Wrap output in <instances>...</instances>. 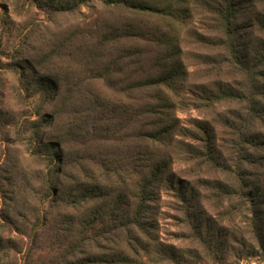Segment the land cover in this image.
<instances>
[{"label": "rangeland", "instance_id": "1", "mask_svg": "<svg viewBox=\"0 0 264 264\" xmlns=\"http://www.w3.org/2000/svg\"><path fill=\"white\" fill-rule=\"evenodd\" d=\"M145 1L157 7L178 4V0ZM221 3L222 0H186L183 20L175 21L170 17L136 15L123 8L108 11L97 2L83 5L74 13L47 14L32 7L29 0H0V190H4L0 194V214L14 217L11 210H18L30 228L36 215L46 213L45 229L53 238L66 232L77 218L78 211L69 202L40 201L47 162L31 154L24 142L28 134L21 132L23 119L36 111L40 98L35 95L25 99L24 104L18 95L17 76L9 72L8 66L20 63L19 57L33 59L62 43V57L50 62L67 76V88L72 89L73 101L76 100L67 118L79 122L62 145L67 174L94 177L98 172L96 164L115 154V148L145 146L169 160L175 180L194 196L190 204L192 216L188 218L175 192L162 190L153 209L154 232L176 256L156 259L152 264H264L259 248H264V66L255 59L264 53V30L259 26V19H264V0H239L232 20V28L239 34L236 58L230 55L219 29L215 9ZM131 26L140 32L131 34ZM108 27L119 29L115 33L125 38L116 45L105 44L101 53L97 51L96 63L89 70L81 58L94 50V34ZM162 35L175 40L185 71L182 90L172 98L175 106L171 123L175 127L157 141L147 137L152 118L145 115L126 130L115 132L113 104L106 106L108 110L94 113L99 112L106 120H88L95 130L82 123L89 98L101 95L113 100L114 96L102 87L103 75L108 68L114 72L117 58L118 68L124 70L116 79L122 82L155 75L156 58L165 53L159 40ZM22 36L25 39L20 46ZM80 89L86 92L83 97H79ZM161 90L168 95L164 88ZM154 95L155 91L148 88L141 97L152 103ZM51 107L38 109L43 114ZM37 118L33 114L31 120ZM50 132V128L41 129L44 141L50 140ZM56 181L62 182V176ZM15 187L20 194L13 205L9 197ZM18 219L25 224L22 216ZM80 228L73 226L75 230ZM3 236L8 238L7 232ZM10 237L25 247L24 254L28 241ZM36 251L35 260L43 259V254ZM247 252L257 256L246 257ZM17 264L26 263L21 259Z\"/></svg>", "mask_w": 264, "mask_h": 264}, {"label": "trees", "instance_id": "2", "mask_svg": "<svg viewBox=\"0 0 264 264\" xmlns=\"http://www.w3.org/2000/svg\"><path fill=\"white\" fill-rule=\"evenodd\" d=\"M185 1L178 0L176 6L157 7L145 0H29L32 7L47 14L74 13L83 5L97 2L108 11L123 8L136 15L170 17L175 21L183 20L182 16L187 10L183 4ZM238 5L239 0H222L221 5L215 9L219 18V29L224 34L228 51L233 58H236V41L239 34L232 28V20L238 12ZM259 22V26L264 30V19H259ZM116 30L119 29L108 27L99 29L94 34V50L89 56L83 55L81 58L89 70H92L96 63L97 51L101 53L105 51V44L116 45L125 38L117 35ZM129 30L131 34L140 32V29L133 26ZM24 39V36L19 39L20 46ZM159 40L165 53L156 58L155 75L122 82L116 79V75L124 70L118 68L120 58H117L114 72L108 68L103 75L102 87L114 96L113 100L110 101L101 95L89 98L86 102L87 113L83 114L82 123L91 119L98 122L106 120L99 112L94 113L113 104L115 132L126 130L133 121L145 115L152 118L148 128L150 135L147 137L153 136L155 140L160 141L175 127L171 123V110L175 106L172 98L176 96L177 91L179 93L182 90L181 83L185 71L179 59L180 48L174 44L175 40L166 39V35H162ZM61 46L62 43L54 44L51 49L34 56L33 59L19 57L18 60L23 63H10L8 66L9 72L17 76V91L24 104L25 99L39 95L38 108L52 105L48 113L41 114L38 108L35 112L31 111L21 124V132L28 134L24 142L31 148V154L47 162L46 171L41 178L40 201L43 203L45 199H50L65 204L69 202L73 209L78 211L73 226L82 229L67 227L61 236L53 238L45 229L46 213L36 215L30 228H27L29 221L21 213H17L18 210H11L14 211V217L0 214V219L5 222L0 221V264H17L21 259H24L26 264H152L156 259L163 261L164 257L173 258L176 256L175 251L164 245L157 232H154L153 209L165 189L175 192L176 197L184 204L186 216L189 218L192 216L190 204L194 196L191 192L183 190L184 187L175 180L169 169L168 159L151 153L145 146L135 145L127 150L115 148V154H109V157L96 164L98 172L94 177H79L80 175L67 174L65 171L62 145L66 143L64 139L67 140L73 130L78 128L79 122L76 124L73 119L70 122L67 118L76 101H73L72 89L67 88V76L59 67L51 66L50 62L54 57H62ZM261 54L258 58H253L258 61L259 66H264V53ZM148 88L155 91L152 103L141 97L143 90ZM161 88H164L168 95ZM83 91L84 89L78 91L79 97L85 95L86 92ZM33 114L39 118L31 120ZM162 115L165 116L164 119ZM44 127L51 129V138L48 141H44L40 134ZM89 127L95 130L93 124L90 123ZM140 135L145 137L144 133ZM155 140L153 143H156ZM60 175L62 182L56 181ZM13 182L10 177L12 186ZM15 190L16 187L10 192V199L8 198L13 205L20 194ZM3 192V189L0 190V194ZM1 198L5 202L4 194ZM20 216L25 224L19 221ZM63 223L68 225L66 221ZM5 232L8 238H4ZM10 236L28 241L24 254L25 247ZM259 248L264 260V248L262 245ZM36 250L45 254L44 257L42 255L43 259L35 260ZM255 256V252L246 254V257Z\"/></svg>", "mask_w": 264, "mask_h": 264}]
</instances>
